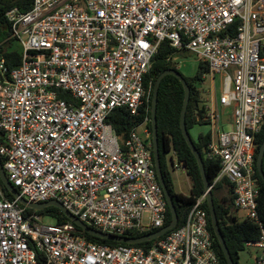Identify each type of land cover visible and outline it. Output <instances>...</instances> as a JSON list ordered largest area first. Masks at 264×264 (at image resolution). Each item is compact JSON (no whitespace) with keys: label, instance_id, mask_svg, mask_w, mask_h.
Masks as SVG:
<instances>
[{"label":"built area","instance_id":"2783aa9c","mask_svg":"<svg viewBox=\"0 0 264 264\" xmlns=\"http://www.w3.org/2000/svg\"><path fill=\"white\" fill-rule=\"evenodd\" d=\"M5 16L21 55L10 67L0 54V159L22 197L55 199L114 235L164 225L148 117L142 136L137 125L125 138L107 118L116 108L134 115L146 107V75L166 42L220 77L203 116L206 156L219 163L209 184L226 179L233 207L260 226L245 246L258 250L251 264H264L254 177V137L264 122V0H31L27 11L13 7ZM204 202L205 191L149 246H111L87 240L70 220L44 224L40 213L25 215L0 186V264H221Z\"/></svg>","mask_w":264,"mask_h":264},{"label":"trees","instance_id":"16d2710c","mask_svg":"<svg viewBox=\"0 0 264 264\" xmlns=\"http://www.w3.org/2000/svg\"><path fill=\"white\" fill-rule=\"evenodd\" d=\"M31 6V0H0V54L6 59L8 66L13 67L19 64V58L21 55V50H9L7 48V43L12 41L13 38L10 37V25L7 21L5 13L7 10L16 7L19 11H27ZM186 52V51H182ZM175 49L170 47L166 42H162L158 48L157 53L152 57L148 73L146 75V82L150 83V99L146 104V107H140L136 114L132 115L124 108L114 109L107 118L115 129L116 133L125 138L128 133L137 125L141 124L146 117L148 121L146 122V127L151 131V99L153 94V87L158 74L167 68H173L178 70L177 63L173 61V56L175 54ZM181 52H178V54ZM183 54V53H182ZM179 71V70H178ZM208 72V66L206 63L199 61L197 65V70L192 77L184 76L186 82L190 87L189 101L187 104L185 112V125L187 130H189L193 125L203 124V116L205 114V106L201 105L200 91L196 86V82H202L204 75ZM59 96L68 100L70 98L69 92L62 91ZM184 97V90L179 79L171 74L165 75L158 88L157 93V104H156V126H157V144L160 168L164 178V182L170 192L172 202L174 204L179 226L185 218V215L190 208L191 203L194 199L204 192L203 182L197 166V162L187 145L180 128L179 117L182 107ZM1 139V133H0ZM264 140V122L254 137V177L258 184L259 194L257 197V214L261 226L264 227V181L261 179L257 169H256V156L258 149L262 141ZM194 146L200 153L204 172L209 182L215 178L218 170L219 163L217 160L210 159L206 156L207 144L209 141V134H199L196 140H192ZM172 151L176 157L177 163H182L187 176L190 179V192L188 195L176 192L173 187L167 166H166V153ZM2 161V160H1ZM262 167L264 169V158L262 162ZM3 194L6 199L14 200V197L7 191L5 187L0 184ZM219 189H226L228 196H223L222 198L217 197L216 191ZM213 194V203L216 212V217L218 219V224L220 226L222 235L224 237L225 243L228 247L230 255L235 264H241L239 253L245 248V242L255 241L260 234V226L256 223L251 222L247 218L238 220L235 215V208L233 207V194L230 183L226 179H222L217 185L211 188ZM204 209L207 214V226L212 236V241L216 254L221 262V264H226L221 248L217 242V239L213 233L209 211L206 202H204ZM24 214L27 215L31 212L40 213L42 215H48L54 218L56 223L69 221L61 210L54 206H47L39 211H34L30 208L23 207ZM171 219V214L169 208H166V218L164 225L169 223ZM163 225V226H164ZM82 235L89 241L97 243H105L111 246L114 245H132V246H149L156 240L165 236L162 235L157 239L151 241H145L135 244L118 243L113 241L104 240L95 236H92L85 231L81 230L76 226ZM157 229H151L142 233H128V236H141L147 233L156 231ZM168 231L167 233H169ZM165 233V234H167Z\"/></svg>","mask_w":264,"mask_h":264},{"label":"water","instance_id":"95a60500","mask_svg":"<svg viewBox=\"0 0 264 264\" xmlns=\"http://www.w3.org/2000/svg\"><path fill=\"white\" fill-rule=\"evenodd\" d=\"M168 74L176 76L183 86L184 97H183V102H182V107H181L180 117H179L180 128H181L182 135H183L187 145L189 146V148H190V150H191V152H192V154H193V156L197 162V166L199 168V172H200L201 179L203 182V188H204V191L206 192V204H207V208L209 211V217H210V222H211V227H212L213 233H214V235L217 239V242L221 248V251H222V254H223V257H224L226 264H235L231 255H230V252L228 250V247H227L225 240H224V237L222 235L220 226L218 224V219L216 217V212H215L214 203H213V194H212V190L210 188L209 181H208V179L205 175V172H204V165H203L202 157H201L200 153L198 152V150L196 149V147L194 146L193 141L190 138V135H189L188 130H187L186 125H185V112H186L187 104L189 101L190 87H189L188 83L186 82L184 76L180 73V71H178L176 69L167 68L158 74V76L156 77L155 83H154L153 94H152V99H151V140H152V148H153L154 166H155V171H156L158 182L163 189L165 199L167 202V206H168L169 212L171 214V219H170L169 223H167L166 225L162 226L161 228L157 229L154 232L147 233V234H144L141 236H135V237L128 236V235H114L111 233L99 231V230L94 229L91 226L87 225L82 220H80L78 217L71 214L65 207L62 206V204L60 202H58L55 199H50V200L42 201V202H34V201L26 200L24 197H22L20 195L18 190L8 180L6 173L4 171V168L2 166L1 159H0V184H2V186L5 187L7 189V191L14 197V199H16L23 207H27V208H30V209L35 210V211L42 210L43 208H45L47 206L57 207L61 210V212L63 213V215L67 219L72 221L81 230L85 231L86 233H88L92 236H95V237H98V238H101L104 240L118 242V243L135 244V243H141V242L151 241L153 239H157L161 235L170 231L171 229H173L177 225L178 216H177L174 204L172 202L170 192L168 191V188L164 182V178H163L161 168H160L158 144H157V126H156V117H155L156 104H157V93H158L159 84H160L162 78ZM263 158H264V140L262 141V143L259 146L258 153L256 156V161H255L256 169H257L261 179L264 181V169L262 167Z\"/></svg>","mask_w":264,"mask_h":264},{"label":"rangeland","instance_id":"374dc122","mask_svg":"<svg viewBox=\"0 0 264 264\" xmlns=\"http://www.w3.org/2000/svg\"><path fill=\"white\" fill-rule=\"evenodd\" d=\"M7 48L9 50H21L20 43L15 40L14 38L12 41L7 43ZM183 53V54H182ZM173 61L177 63L178 70L186 77H192L196 70L198 65V58L194 55V53L190 52H181L174 56ZM196 86L200 91V101L201 105H204V103H208L210 98L213 97V92H219L220 89V77L219 75H215L214 79L212 78V75L207 72L204 75V79L202 82H196ZM224 129H228V125L223 126ZM145 128V124H139L136 128V131L139 135H143V129ZM201 128L203 130L204 128L209 130V126L206 124H196L193 125L189 130L188 133L190 135V138L192 140H196V129ZM174 164H177L176 157L172 151L166 153V166L171 178V181L173 183L174 190L176 192H180L183 194L188 195L190 192V179L187 176L185 170L180 167H174ZM216 195L219 198H222L223 196H228L226 189H219L216 191ZM235 215L238 220H241L245 218L244 211L241 210H235ZM41 222L44 224H52L55 222L54 218L45 215L42 217ZM258 252L256 247L253 246H245V248L239 253V258L241 264H251L252 258L256 255Z\"/></svg>","mask_w":264,"mask_h":264},{"label":"crops","instance_id":"0c3cea01","mask_svg":"<svg viewBox=\"0 0 264 264\" xmlns=\"http://www.w3.org/2000/svg\"><path fill=\"white\" fill-rule=\"evenodd\" d=\"M205 105H208L207 103L205 104ZM208 131H207V129L206 128H204L203 130H201V128H198V129H196V137H198V135L199 134H205V133H207ZM241 263V262H240Z\"/></svg>","mask_w":264,"mask_h":264},{"label":"flooded vegetation","instance_id":"af4514ba","mask_svg":"<svg viewBox=\"0 0 264 264\" xmlns=\"http://www.w3.org/2000/svg\"><path fill=\"white\" fill-rule=\"evenodd\" d=\"M152 154H153V150H152ZM240 262V261H239Z\"/></svg>","mask_w":264,"mask_h":264}]
</instances>
